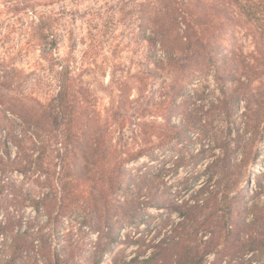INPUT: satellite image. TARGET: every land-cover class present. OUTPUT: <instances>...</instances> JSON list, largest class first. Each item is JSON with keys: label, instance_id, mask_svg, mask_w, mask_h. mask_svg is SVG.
<instances>
[{"label": "trees", "instance_id": "16d2710c", "mask_svg": "<svg viewBox=\"0 0 264 264\" xmlns=\"http://www.w3.org/2000/svg\"><path fill=\"white\" fill-rule=\"evenodd\" d=\"M139 6L147 64L115 83L116 108L132 113L118 128V142L104 129L93 135L88 153L80 142L84 130L74 117L78 107L88 108L77 84L81 75L69 57H54L58 41L48 17H38L41 56L54 72L58 91L37 101L34 117L5 115L11 142L0 152V264L20 259L23 264H92L96 257L112 255L110 246L121 243L120 229L107 207H122L113 195L123 186L133 198L130 223L146 226L155 237L148 255L114 264H251L264 257L263 204L251 201L249 178L264 142V101L252 87L264 78V0H146ZM32 8L25 4L16 12ZM236 27L245 28L255 43L253 64L236 57ZM161 71L173 75L162 79L156 97L148 91ZM210 78L219 92L211 106L229 133L220 138L215 131L212 142L219 151L203 162L207 158L196 157L190 146H185L188 156L187 149L178 147L186 125L177 117L184 111L189 126L194 109L187 88ZM131 89L136 91L133 100ZM237 117L243 128L236 126ZM127 127L131 141L122 142ZM141 160L139 167H130ZM187 169L179 181H166ZM37 189L44 191L37 194ZM98 199L107 215L90 224L99 243L86 246L73 240V227L66 230L64 224L82 202H94L93 214L100 217ZM141 205L155 212L135 222Z\"/></svg>", "mask_w": 264, "mask_h": 264}, {"label": "rangeland", "instance_id": "374dc122", "mask_svg": "<svg viewBox=\"0 0 264 264\" xmlns=\"http://www.w3.org/2000/svg\"><path fill=\"white\" fill-rule=\"evenodd\" d=\"M145 1L0 0V152L6 142H11L9 130L3 125L5 115L15 120L18 116L32 115L34 117L37 101H44L58 91L54 72L41 56L35 32L38 17L41 15L48 17L47 24L52 27V34L58 41V46L53 51L54 57L60 59L69 57L72 69L76 74L81 75L77 84L82 94L81 100L88 104V108L78 107L74 117L77 127L84 130L80 134L84 152H89L87 148L92 145L93 135L104 129L111 134L113 142L119 141L118 128L123 119L128 118L132 112L119 111L116 108L115 101L118 93L115 91V83L127 72H135L147 64V43L143 40V34L139 28V4ZM25 4L33 8L30 11L16 12L17 8ZM234 34L236 57L238 59L241 57L248 64H253L252 55H256V46L248 31L243 27H236ZM229 44L228 39L223 49L226 50ZM172 75L171 71L159 72L160 79L155 81V87L148 92L154 93L157 97L162 79H169ZM252 87L264 101V78L256 80ZM217 88V83L211 78L207 82L199 83L198 80L193 82L187 88L189 93H193L191 107L194 112L191 123L187 126L184 121V111L177 117L183 126L186 125V138L178 147L187 149L184 152L186 156H188L189 148L193 149L196 157L207 158L203 162L211 160L210 156L219 151L214 148L216 142H212L215 131L220 138L229 133V125L226 126L225 122H221L222 120L217 117L218 113H215L211 106L219 95ZM128 95L129 100H133L136 97V91L131 89ZM243 111L244 104L241 103L236 114L240 116ZM17 121L19 124L15 130L19 133L22 132V125L19 119ZM236 126L243 128L241 118L237 117ZM130 130L131 128L127 127L122 142L131 141ZM84 133L85 137L82 136ZM232 135L236 136V131ZM259 145L262 156L249 178L254 191L251 201H260L263 204L261 211L264 215V176L255 175L264 172V142ZM204 150L206 152L201 155ZM15 152L16 149L12 147L13 155ZM80 156L82 158L84 155L80 154ZM143 162L144 160H141L130 167H139ZM189 171L190 169L181 170L178 177L169 175L166 181L171 183L175 179L179 181ZM16 178L22 180L20 175H16ZM259 183L262 185L260 189ZM43 191L37 189L36 193L41 194ZM130 193L131 189L125 186L119 188L113 197L120 200L122 207H107L111 222L116 223V227L120 229L121 243L115 242L110 246L112 255H107L103 259L96 257L95 262L98 261L99 264H114L115 260L116 263L129 262L138 254L145 252L148 255L152 250L150 246L153 244L155 232L144 225L137 227L129 221V217L132 216L130 206L133 201ZM96 202L103 212L100 217L97 218L93 214L94 202H82L81 208L72 213V219L65 221L64 224L66 230L73 227V240H80L86 246L99 243L98 233L90 230V224L99 218L104 219L107 215V212L105 213L102 209L100 199ZM140 207L141 210L135 222L149 211L155 212L142 205ZM83 262H85L84 259ZM86 262L88 263L87 260ZM95 262L93 260L92 264ZM17 264H23L22 260H18ZM251 264H264V257L259 256V259Z\"/></svg>", "mask_w": 264, "mask_h": 264}]
</instances>
